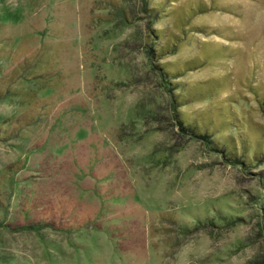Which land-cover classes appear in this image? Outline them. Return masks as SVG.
<instances>
[{
  "label": "rangeland",
  "instance_id": "obj_1",
  "mask_svg": "<svg viewBox=\"0 0 264 264\" xmlns=\"http://www.w3.org/2000/svg\"><path fill=\"white\" fill-rule=\"evenodd\" d=\"M0 264H264V0H0Z\"/></svg>",
  "mask_w": 264,
  "mask_h": 264
},
{
  "label": "trees",
  "instance_id": "obj_2",
  "mask_svg": "<svg viewBox=\"0 0 264 264\" xmlns=\"http://www.w3.org/2000/svg\"><path fill=\"white\" fill-rule=\"evenodd\" d=\"M182 123V122H181ZM183 129H185V130H188L187 129V127H185V125H184V123H182V126H181ZM189 131V130H188ZM195 136H197V135H195ZM206 136H204V138H205Z\"/></svg>",
  "mask_w": 264,
  "mask_h": 264
}]
</instances>
